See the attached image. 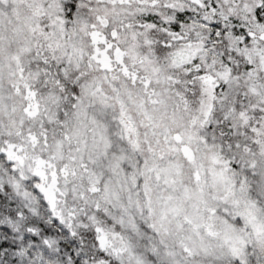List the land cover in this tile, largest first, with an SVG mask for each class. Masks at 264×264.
<instances>
[{"label": "snow or ice", "instance_id": "snow-or-ice-1", "mask_svg": "<svg viewBox=\"0 0 264 264\" xmlns=\"http://www.w3.org/2000/svg\"><path fill=\"white\" fill-rule=\"evenodd\" d=\"M0 264H264V0H0Z\"/></svg>", "mask_w": 264, "mask_h": 264}]
</instances>
